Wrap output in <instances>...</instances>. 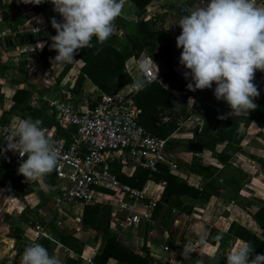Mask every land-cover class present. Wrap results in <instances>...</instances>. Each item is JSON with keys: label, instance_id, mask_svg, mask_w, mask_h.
Here are the masks:
<instances>
[{"label": "crops", "instance_id": "obj_1", "mask_svg": "<svg viewBox=\"0 0 264 264\" xmlns=\"http://www.w3.org/2000/svg\"><path fill=\"white\" fill-rule=\"evenodd\" d=\"M171 1L173 2L148 0L146 5L139 9L131 0H127L121 17L116 21L117 31L113 34L116 38L115 48L121 50L127 43L126 32L120 25H131L137 20L140 12H142L140 18L152 21L150 28L162 27L172 38V43H175V35L170 34L163 18L170 13L177 14ZM184 1L186 4H193L196 0ZM46 5L43 11L35 13L31 4L22 3L21 0H3L0 3V122L16 125L20 119L35 120L31 113H35L34 110L40 103L44 104L42 100L36 101L35 96L59 97L60 93L64 92L70 96L75 108L83 110L88 107L89 97L99 95L97 89L85 77L81 81L78 94L71 93L81 60L77 59L70 63L68 69L59 75L65 64L52 60L45 64L37 54L46 41L52 42L50 36L28 40L29 35H32L29 34L32 27L50 23L52 17L59 16L47 0ZM257 6H264V0H259ZM20 34L26 35L27 40L16 41L14 37ZM10 39H14L15 43L8 47L6 42ZM40 43L43 46L37 47ZM151 56L159 72L171 67L184 77L183 73L187 70L182 65L174 63L172 53L154 51ZM135 60V57H128L124 67L126 72L131 68L129 77L138 82L139 74L133 69ZM254 82L258 89L264 90V72L257 70ZM129 85L130 83L122 86L116 94L123 95L128 92ZM163 86L168 89L165 84ZM213 98L214 100H206L199 104L205 107V110H214L231 117L224 140L215 144L214 151L202 145L200 152L190 151L188 149L190 139L194 133H199L198 130L205 118L200 125L194 126L189 111L188 117L168 136L164 154L176 165L174 169H168L169 172L194 187H201L208 177L188 170L183 164H196L208 168L213 174H218L216 178L213 176V182L218 188L216 195L209 196L205 203L182 196L183 205L190 210L189 213H182L175 207L166 213V205H163L164 207L162 206L163 208L152 216L154 207L151 222L139 221L120 229L110 221L114 201L111 199L110 204L107 203L109 198L104 195L105 201H99L109 209L106 235L115 237L138 254H142L141 247H145L149 264H226L227 254L245 242L239 237L238 230L228 231L230 223L243 227L259 238L264 234V230L259 228L250 216L264 203V167L249 157L254 156L264 162V124L259 125L246 112L238 115L228 114L231 109L227 103L217 100L214 94ZM192 101H194L192 97H187V106ZM44 110L47 112L46 107ZM194 127H197L196 132ZM48 132L52 135L53 127L46 129V133ZM6 144L5 137L0 135V264H19L24 248L32 243H40L50 254L59 255L62 264H88L89 261L92 264H115L116 260L113 257H108L103 263L95 261L103 244V234L80 223L85 205H66L60 211L53 209L51 197H48L53 194L51 174L36 182H26L17 172L23 159L16 160L12 151L5 149ZM226 144L240 149L230 155L228 163L241 171L242 176L224 168L217 160V155ZM137 166L140 164H121L119 174L130 177ZM230 177L237 179L241 184L236 194L229 192ZM245 178L247 181H243ZM223 183L228 185L223 186ZM162 185L161 181L154 180L148 172L140 189H144L147 196L158 195L159 198ZM27 187L30 191L23 194ZM142 201L145 202L146 198ZM35 223H40L43 228L42 234L36 239L32 236V227ZM159 229L162 230L161 233ZM130 230H134L135 233L130 234ZM59 235L74 237L82 244L81 250L77 252L60 243ZM163 246H168L171 250L175 246L179 251L177 252L179 259L173 262L166 261L165 257L168 254L162 250ZM189 246L193 249L191 251L193 258H188L185 253L184 247ZM156 252H161L165 256L163 262L156 260ZM263 253L262 251L261 254Z\"/></svg>", "mask_w": 264, "mask_h": 264}, {"label": "clouds", "instance_id": "obj_2", "mask_svg": "<svg viewBox=\"0 0 264 264\" xmlns=\"http://www.w3.org/2000/svg\"><path fill=\"white\" fill-rule=\"evenodd\" d=\"M21 2L40 5L45 0ZM47 2L61 18L57 21L52 17L50 21L56 32L49 37L52 41L49 47L56 52L52 61L70 64L81 49L93 47V37L98 44H104L117 31L116 21L127 0ZM186 13L177 23L181 32L175 43L181 49L179 64L187 70L183 75L186 79L190 77L187 89H212L215 85L214 97L227 103L231 109L228 114L256 109L254 100L260 93L253 81L257 70L264 72V6H257V0H197ZM136 87L142 89L143 82ZM41 124L39 119H20L5 138L6 150L27 157L17 169L26 182L42 180L58 163V153ZM185 251L190 253L193 249L189 246ZM253 251L251 242H242L227 254L226 264H264V254L254 255ZM19 264H62V261L42 244L32 243L24 248Z\"/></svg>", "mask_w": 264, "mask_h": 264}, {"label": "trees", "instance_id": "obj_3", "mask_svg": "<svg viewBox=\"0 0 264 264\" xmlns=\"http://www.w3.org/2000/svg\"><path fill=\"white\" fill-rule=\"evenodd\" d=\"M2 1L3 0H0V3H2ZM131 1L139 9H142L148 0ZM46 7V0L40 5L31 4V8L35 13L43 11ZM141 13L142 12L139 13L137 20L131 25H120L123 31L126 32L127 39L126 45L121 50L115 48L116 38L112 35L104 44H98L96 38L93 37V47L81 49L79 51L75 60H81V65L75 76L71 93L74 92L78 94L79 86L84 77L97 89L99 95L103 94L110 96L117 93L122 86L129 84L131 81L124 67L125 60L130 56L140 59L145 55L150 57L151 53L154 51H167L172 53L175 58L174 63L180 65L179 55L181 49L176 47V43H172V38L167 35L162 27L158 29L150 28L149 25L152 21L150 22V20L140 18ZM55 33L56 32H54V34ZM14 39H17L16 41H20V39L27 40V36L20 34L15 36ZM51 43L50 41H46L44 46L37 52L38 56L45 64L51 62L52 58L56 55L55 50L49 47ZM6 46H11V39L6 42ZM151 58L153 57L151 56ZM68 67L69 64H65L59 75H62ZM159 77L160 81H153L145 84L144 87L139 89L132 97L138 109L137 123L147 132L159 138H168L177 128L178 124L189 115V109L186 104L187 97H192L197 103H203L206 100H214L213 89L215 85H213L212 89L190 91L186 87L190 79H186L176 73L171 67L159 72ZM253 83L256 84L254 81ZM163 84L168 86V89H166ZM258 91L260 95L254 100L257 104V108L249 110V112L246 113L259 125H262L264 124V90L261 88L258 89ZM99 95L94 98H88V107L94 104ZM44 107V104L40 103L39 107L34 110L35 113H31L32 116L35 119L41 120V127L43 129L46 130L53 127V140L63 139L67 142L70 136L66 134L63 127L49 117ZM230 120L231 117L229 115L206 109L205 120L198 130L199 133L196 132L197 127H194L196 133L191 137L190 142L200 143L202 147L214 151L215 144L221 143L224 140ZM234 151H240V149L226 144L220 154L217 155V160L224 168L242 176L241 171L228 163V158ZM249 157L259 163L261 167H264L263 160L255 158L254 156ZM26 158L27 157L24 159ZM123 163L126 162L113 160L111 163V167L116 172L117 178L132 187L140 189L148 175V170L140 164L142 167L137 166L130 177H125L119 174V168ZM183 165L194 173L208 177V180L203 182L201 187L197 188L188 184L185 180H181L171 174L167 166L158 164L157 171L153 173L152 176L154 180L161 181L163 185L152 216H154L163 205H166V213L170 212L172 207L179 208L182 213H189L190 210L183 205L182 196L205 203L209 196L216 195L218 188L213 182V176L216 178L218 174H213L208 168L196 164L189 163ZM50 178L53 182L51 185L54 186L55 182L52 175ZM230 180L231 183H229V185L231 186L229 192L232 191L231 193L236 194L241 184L235 178L230 177ZM243 181H247L246 178ZM225 185L228 184L223 183V186ZM97 190L101 193H106L103 189L99 188ZM29 191L30 189L27 187L23 190V194H27ZM108 210L106 205L101 204L99 201H95L85 205L80 218V223L82 225L95 231H100L103 234V244L99 249V254L95 257V261L103 263L108 257H113L116 260L115 264H149L147 249L145 247L142 246V254H138L115 237L106 235L109 215ZM250 216L255 224L264 230V203L251 213ZM235 230L239 231L238 235L243 241L251 242L254 245V255L261 254L262 251L264 252V234H262V238H259L243 227H238L230 223L228 231L235 232ZM59 241L77 252L81 250L82 244H79V242L70 235H59Z\"/></svg>", "mask_w": 264, "mask_h": 264}, {"label": "built area", "instance_id": "obj_4", "mask_svg": "<svg viewBox=\"0 0 264 264\" xmlns=\"http://www.w3.org/2000/svg\"><path fill=\"white\" fill-rule=\"evenodd\" d=\"M196 3L197 0L193 4L173 0L171 4L175 12L183 16L187 14L186 9ZM54 17L57 21L61 19L60 16ZM51 27V22L41 23L32 27L29 34L44 33ZM152 61L147 55L134 61L133 69L138 72L144 85L160 81L159 72ZM127 73L131 76V68ZM136 85L137 82L131 80L129 91L123 95L101 94L91 107L83 110L75 108L70 96L64 92L59 97L35 96L36 101L44 102L49 117L70 136L65 142L63 139L53 140L51 133H46L58 153L57 166L51 173L55 182L51 207L56 211L66 205H87L105 201L103 198L108 197L107 203L110 204L111 199L114 201L110 221L115 227L120 229L139 221L151 222V212L158 195L147 196L144 189L121 182L111 167L113 160L126 162L123 164L138 163L146 167L150 175L157 171L158 164L168 169L176 167L164 154L167 138H159L137 123L138 109L132 97L138 91ZM188 106L190 120L195 123L194 126L200 125L205 118V107L195 101ZM15 126L8 122L0 123V135L9 137ZM12 153L16 160L26 157L21 158L17 151ZM99 188L106 193L98 191ZM42 232L41 224L35 223L32 227L33 238H38ZM162 250L167 254L172 253L168 246H163Z\"/></svg>", "mask_w": 264, "mask_h": 264}, {"label": "rangeland", "instance_id": "obj_5", "mask_svg": "<svg viewBox=\"0 0 264 264\" xmlns=\"http://www.w3.org/2000/svg\"><path fill=\"white\" fill-rule=\"evenodd\" d=\"M163 18H164V21H165L164 25L167 27V29H169L170 34L175 35V38H176L177 34H179L181 32V29H180L179 25L177 24L179 22V20L181 19L180 16L177 15V14H171L170 13L168 16L164 15ZM175 33H177V34H175ZM155 64H154V68H155V70L157 72H159V68H158L157 64L156 65ZM156 66H157V69H156ZM137 81L141 82V77L140 76L138 77ZM176 151H177V149H176ZM48 197L50 198L51 195H49ZM129 232H130V234L135 233L134 230H130ZM161 232H162V230L159 229V233H161ZM185 249H186V247H184V250ZM177 252H179V251H178V249L175 246L172 247V253H169L168 256H166V257L164 255H162L161 252L160 253L156 252V254H157V257H156L157 259L156 260H160L161 262H163L164 261V257H165L166 261L173 262V260H176V259L178 260L179 259ZM185 253H186V251H185ZM186 255L188 256V258H193V255H192L191 252L190 253H186Z\"/></svg>", "mask_w": 264, "mask_h": 264}, {"label": "water", "instance_id": "obj_6", "mask_svg": "<svg viewBox=\"0 0 264 264\" xmlns=\"http://www.w3.org/2000/svg\"><path fill=\"white\" fill-rule=\"evenodd\" d=\"M55 32L54 28H49L48 30H46L44 33L40 32V33H36V34H32L29 35L28 40H39V39H44L45 37L51 36L53 35ZM11 43H15V40H11ZM188 149L192 152H200L202 147L200 143L197 142H189L188 144Z\"/></svg>", "mask_w": 264, "mask_h": 264}]
</instances>
